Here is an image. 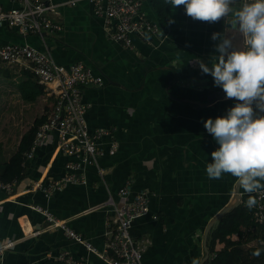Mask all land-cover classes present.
Returning <instances> with one entry per match:
<instances>
[{
	"label": "crops",
	"instance_id": "crops-1",
	"mask_svg": "<svg viewBox=\"0 0 264 264\" xmlns=\"http://www.w3.org/2000/svg\"><path fill=\"white\" fill-rule=\"evenodd\" d=\"M55 2L54 17L62 29L45 35L55 61L66 67L82 62L104 79L103 86L83 91L90 131L108 132L98 140L103 150L98 163L104 172L85 166L80 171L85 184L69 182L46 197L33 184L61 178L65 163L76 160L55 151L56 136L50 134L35 151L24 177L15 180L14 192L0 191V246L12 243L3 253V263H59L58 256L69 251L87 258L89 264H108L61 229H45L43 215L31 205L47 208L102 250L112 217L106 200L111 195L120 202L117 191L129 181L128 199L140 190L150 194L148 213L136 219L130 230L135 239L149 240L142 264H192L194 252L200 260L204 228L230 202L236 184L231 174L221 179L206 174L211 152L219 145L203 121L225 115L238 103L226 96L209 102V94L221 87L200 68V62L211 67L218 43L211 36L225 32L223 21L195 20L183 5L169 6V25L164 29L151 1L144 0L148 17L160 25L163 36L152 44L134 38L135 47L127 48L106 36L102 19L87 0L75 5ZM11 5V0H0V9ZM0 41L27 42L43 49L37 36L23 37L9 27L0 28ZM232 42L236 47L237 41ZM22 134L10 153L5 156L2 150L0 163L16 151ZM112 143L117 147L109 154ZM244 195L239 186L237 204ZM221 247L218 243L215 248Z\"/></svg>",
	"mask_w": 264,
	"mask_h": 264
},
{
	"label": "built area",
	"instance_id": "built-area-1",
	"mask_svg": "<svg viewBox=\"0 0 264 264\" xmlns=\"http://www.w3.org/2000/svg\"><path fill=\"white\" fill-rule=\"evenodd\" d=\"M77 1L63 0L61 4L75 5ZM87 1L90 2L94 15L102 19L106 36L124 47L134 48V38L152 44L163 36L160 25L148 17L143 5L144 0ZM11 2L10 7L0 9V28H14L23 37L35 35L42 42L43 49L27 42L0 41V64L23 65L33 74L37 83L43 86L44 95L51 100L46 119L37 127L31 146L23 153L24 160H31L37 148L44 145L50 134L56 136L55 151L76 158L65 163V174L61 178L49 180L45 185L41 182L33 184L48 197L69 182L85 184L86 179L80 174L85 166L96 167L99 174L104 172L98 163V158L103 154L98 140L108 132L102 129L90 131L86 120L88 104L83 101L84 89L101 87L104 85V79L101 74L94 72L92 67L82 62L66 67L55 61L45 43L47 33H56L62 29V25L54 17L58 13V3L55 0ZM116 147V144L112 143L108 153L113 154ZM129 182L117 191L120 202L117 203L111 195L106 200L112 217L107 223L102 250L47 208L38 204L31 207L43 215L45 229H61L68 239L81 244L106 263L142 264L143 253L149 240L135 239L130 230L136 219L148 213L150 194L146 190H140L128 199ZM14 190L15 180L4 182L0 179V191L10 195ZM254 195L257 204L248 209L254 224L251 229L260 231V238L255 240L254 245L264 248V191ZM11 244L8 242L0 246V264H4L3 253ZM58 260L61 264H89L87 258L75 256L69 251L61 253Z\"/></svg>",
	"mask_w": 264,
	"mask_h": 264
},
{
	"label": "clouds",
	"instance_id": "clouds-1",
	"mask_svg": "<svg viewBox=\"0 0 264 264\" xmlns=\"http://www.w3.org/2000/svg\"><path fill=\"white\" fill-rule=\"evenodd\" d=\"M233 0H165L175 8L183 5L186 14L200 21L217 22L222 18L230 24L224 33H212L218 40L211 67L200 62L204 73H210L214 84L222 87L227 98L238 103L225 115L203 121L204 128L219 145L206 164L209 179L231 174L247 194L248 209L256 206L252 194L264 191V115L254 113L252 104L264 111V0H241L239 8ZM229 13H232L229 16ZM240 34L245 47H234L225 35ZM264 248H255L252 256L260 257ZM192 264H199L193 260Z\"/></svg>",
	"mask_w": 264,
	"mask_h": 264
},
{
	"label": "trees",
	"instance_id": "trees-1",
	"mask_svg": "<svg viewBox=\"0 0 264 264\" xmlns=\"http://www.w3.org/2000/svg\"><path fill=\"white\" fill-rule=\"evenodd\" d=\"M161 26L168 28L169 23V5L165 4V0H150ZM31 72L24 71L23 77L18 82V91L21 98L27 102H34L39 96L44 94L43 86L38 84ZM47 112V111H46ZM46 112L37 116L33 124L22 134L16 151L10 156L8 161L0 163V179L4 182H12L20 180L24 177L26 167L30 160H24L23 153L29 149L34 138L37 127L46 119ZM264 115V111H263ZM255 198V195L252 194ZM248 199L247 194L242 196L241 203L225 212L212 226L207 237V247L209 251V259L204 264H264V252L260 257L252 256L255 248H262L259 245L249 246L244 252L238 246L237 240H231L230 235L235 233L240 226L247 227L249 232V240L252 241L260 238V231L251 229L254 224L250 217V212L245 206ZM217 243H224V246L216 249ZM211 254V257H210ZM263 258V260H260ZM249 259V260H247ZM199 261L196 252L191 255V262ZM43 264H61L55 261H45Z\"/></svg>",
	"mask_w": 264,
	"mask_h": 264
},
{
	"label": "rangeland",
	"instance_id": "rangeland-1",
	"mask_svg": "<svg viewBox=\"0 0 264 264\" xmlns=\"http://www.w3.org/2000/svg\"><path fill=\"white\" fill-rule=\"evenodd\" d=\"M24 71L30 72L20 64H0V153L3 150L5 156L14 149L19 136L33 124L34 119L48 111L51 105V100L44 94L34 102H27L21 98L18 82ZM249 236L247 227L240 226L230 238L237 240L238 246L245 252L249 244L255 243L249 240ZM220 244L224 246V243Z\"/></svg>",
	"mask_w": 264,
	"mask_h": 264
},
{
	"label": "water",
	"instance_id": "water-1",
	"mask_svg": "<svg viewBox=\"0 0 264 264\" xmlns=\"http://www.w3.org/2000/svg\"><path fill=\"white\" fill-rule=\"evenodd\" d=\"M241 6V0H233L232 3V7L233 8H239ZM232 13H229V16H231ZM223 21V27L224 30L227 27H230V24H228L223 18L221 19ZM225 35L229 36L231 39H235L236 47H245L243 45V37L240 34H235L232 35L231 33H225ZM223 96H226V94L224 93L222 87L219 88V90H216L214 92H211L209 94V96L207 97V100L210 102L214 99H220ZM196 103H201V102H196ZM254 113H256L257 115H263V111H261L260 109L257 108L256 103L254 102L252 104ZM232 199L230 200V202H228L223 208H221L219 211H217L214 216H212V218L208 221V223L206 224L205 228H204V232L202 235V250H203V256L202 258L199 260V264H204L208 262L209 259V251H208V247H207V237L209 234V231L211 230L213 224L228 210L232 209L238 202L239 200V185L236 184L234 185L233 189H232Z\"/></svg>",
	"mask_w": 264,
	"mask_h": 264
}]
</instances>
